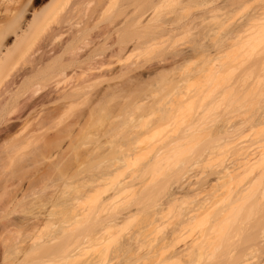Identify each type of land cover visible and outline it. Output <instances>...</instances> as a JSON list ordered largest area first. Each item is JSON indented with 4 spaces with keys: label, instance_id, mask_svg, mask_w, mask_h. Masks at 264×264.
Masks as SVG:
<instances>
[{
    "label": "rangeland",
    "instance_id": "obj_1",
    "mask_svg": "<svg viewBox=\"0 0 264 264\" xmlns=\"http://www.w3.org/2000/svg\"><path fill=\"white\" fill-rule=\"evenodd\" d=\"M74 1L68 0L36 35L19 57L20 68H27V61L42 49L46 37L61 27L60 19L72 8ZM207 1L180 0L184 8L173 9L166 15L155 11L161 22L177 19L173 26H161L160 21L143 26L136 23L131 14L124 19L127 13L136 11L129 0H105L98 19L94 13L97 9L95 0H90L85 11L88 18L75 11L68 26L69 34L58 40L59 46L64 44L63 40L67 41L68 35H76L81 28H87L83 43L75 42L74 50L79 46L85 53L84 48L89 50L87 56L92 58L88 63L92 68L97 65L95 56L103 58H98V64L104 62L102 75H105L98 84V81L94 82L91 96L95 98L103 90L104 97L95 102L94 112L77 124L71 145L65 140L55 150L52 160L27 169L22 181L27 196L22 202L14 203L10 199L12 195L9 199H0V264H102L104 261L123 264L122 251L128 249L132 253L138 232L155 229L168 233L174 229L177 220L173 214L186 201H191L192 188L213 168L236 158L235 146L247 147L248 168L236 166L239 170H234L232 180L218 182V186L229 182L233 200L238 199L231 206L232 211L230 209L220 221L225 223L238 218L244 225L240 234L251 233L259 240L260 213L264 206V142L259 130L264 63H258L253 72L250 67L261 57L262 26L256 28L258 32L254 38L248 31L227 41L228 30L244 21L232 22L235 12L231 8L232 0H227L229 5L228 10H224L223 25L217 26L212 17L204 23L201 20L200 24L197 20L193 22L204 9L226 2ZM48 2L39 0L44 7ZM122 7H128L124 14ZM196 24L200 29L213 27L217 34L206 38L199 36L201 55L193 56L187 64L180 62V65L175 62L180 58L174 53L187 33L195 35L199 31ZM163 29V38L155 40L156 34ZM222 40L225 42L216 46ZM97 45H101L102 53ZM208 49L215 50L214 61L207 62L203 57V51ZM76 51L79 53L78 49ZM72 52L77 53L69 51ZM93 52L101 54L93 56ZM78 72H73L72 77L77 76V81L75 77L71 78L72 84L78 82ZM12 80L11 77L0 79V94ZM89 106L91 102L77 105L70 115L54 123L49 133L76 121L80 112ZM16 114L11 113L6 120L0 121L1 148L7 142L4 131L11 126ZM227 127H234L236 132L229 136L225 131ZM2 132L5 133L3 136ZM193 146L194 154L189 156ZM8 148L12 150L10 143ZM32 150L33 147H28L24 154ZM15 154L12 153L8 164L16 170L20 167L21 157ZM178 159L186 161L187 167L176 169ZM99 177L101 179L97 180ZM120 183H124L126 189L99 211V203L112 197ZM242 191L244 197V193L239 196ZM71 198L80 199V213L83 214L61 213L60 204ZM53 205H56V216L49 220L42 218V224L29 228L28 223L35 216L50 210ZM43 207L47 208L43 210ZM207 222L209 218H197L182 224L187 229L184 240L177 241L178 246L192 244ZM212 248L205 258L214 252ZM131 253L127 255L128 260L133 258ZM171 253L172 250L167 251L166 256ZM173 260L182 262L187 257Z\"/></svg>",
    "mask_w": 264,
    "mask_h": 264
},
{
    "label": "bare ground",
    "instance_id": "obj_2",
    "mask_svg": "<svg viewBox=\"0 0 264 264\" xmlns=\"http://www.w3.org/2000/svg\"><path fill=\"white\" fill-rule=\"evenodd\" d=\"M67 1L68 0H49L48 4L45 6L47 7L48 5H52L49 17L44 20L38 21L35 29L31 34H25V32L22 31L21 33H18L19 35L12 36L10 38L11 42H8V40H6V37L0 38V79H3L5 77L13 78L12 82H9L10 84L8 85V87L4 89V91L0 94V121L5 116L11 113H17V116L14 118L11 126L9 125L10 127L5 129L4 132H6V134L4 132H2L1 134V136L5 134L7 140V142L5 141L4 145L9 146L10 143V145L12 146V150L10 151V148H8V146L5 147V149L3 147V144L1 148L0 145V199H3L4 197L8 198V196L12 195L10 199L13 200L14 203L22 202L27 196V192L25 191L26 189H23L22 183L24 174L27 173V169L29 167L37 168L39 167L38 165L45 163L47 160H52L55 155V150L59 148L65 140H69L71 145L72 140L77 133V124L87 119L91 115V113L94 112L95 108L93 106H96L94 105L95 102L102 101L104 97L103 90L98 92L95 98H92L91 96V88L93 87L94 82L96 83V81H98V84L105 75H102V72H104V62L102 63L101 61L98 64V62L101 59L103 60V58L100 59V57H98L100 59L99 60L97 56H95L98 51L96 53L93 52V56H95V60H97L96 62L94 60V62L99 66L97 68V65H95L92 68L90 67L91 64L88 63L89 58H92V56H87V52L89 50L87 51L84 48V50L86 51L85 53L82 51L83 48L79 49V47L81 46L76 48L79 50V53L76 51V49L74 50V46H76L75 42L80 45L79 42L84 41L82 40V37H86L85 33H87V28H81L80 31H77L78 33H76V35L75 33H73L74 36L71 33V36L73 37L68 35V39L67 37L65 38L67 39V41H62L64 42L63 45L61 44V46H59L60 44L58 43V40L62 39V37L66 33L69 34L68 26L74 17L73 14L75 13V11L78 13L80 12L83 17L85 16L86 18H88L89 15L87 16L85 11L90 0H75L72 8L66 11L65 14L61 17V27H59L58 30H53L46 37L42 49H38V52L34 53V55L27 61V68L19 67V57L21 56V54H23L28 49L29 45L32 43L36 35L47 26L49 21L53 19V17L60 10L63 9V5ZM95 1V3L97 4V9H95L96 11H94V13L96 12L95 16L97 17H95L94 15L93 16L95 17V19H98V17L101 18L100 16L103 11L105 0ZM129 1L136 7V11H130L124 16V19H126L131 14V16L134 17V21L138 24H143V26H149L155 22L160 21L158 20L159 18L157 19L156 17V10L149 5L148 0ZM207 2H209V0ZM227 2L228 1L226 0V6L220 5L212 7V9H204V12L202 14H199V16L197 15L198 18H194L195 21L193 22L196 23L198 21L200 24L199 20H201V23H204L207 19L212 17L214 20H216L217 26L223 25L226 16L224 10H228L229 5L226 4ZM19 3L20 0H0V25H2L3 21L12 19L15 16L18 10ZM125 9H128V7L123 8V14L125 13ZM149 10H152V12H149ZM256 16L257 22H244L239 24L235 28L228 30L226 34L227 41H233L241 33L248 31H250V35L254 38L257 35L260 25L259 12H257ZM89 20L90 19H88V21ZM88 21H86V23H88ZM161 23H163L160 24L161 26H168L176 24L177 19L172 18L163 20ZM197 26L196 28L198 29L200 26ZM164 31L165 29H163V32L161 33L159 31V34L155 33L157 35V37H155V40L163 38V35L165 34ZM216 34L217 32L215 28L209 26L202 27V29L199 28V31L195 33L196 36H202L203 38L209 36L212 37ZM222 42L225 41L222 40L220 42H217L216 46H219ZM82 43L83 42H81V44ZM96 48H98V50L100 49L99 52L102 53L103 50L101 51V45H97ZM70 49L74 52L76 51L77 53L75 52L76 54H73L72 52V55L71 53H69V51H71ZM81 51L84 54H81ZM205 51H208L209 54L203 55V57L207 59V62H211L213 60L212 58H215L213 55L215 50L211 51L210 49H208ZM66 54L67 56H72L66 57ZM100 54L98 53L97 55L100 56ZM176 56L177 58H180L178 59L179 62L175 61L177 59ZM176 56L174 57L175 59H173L180 65V62H183V65L194 59V57H192V59L185 58L184 55ZM258 63L263 64L264 59H261V57L257 58L250 67L251 72L255 71ZM92 69L98 70V73L97 71L94 72L95 70L92 71ZM75 70L79 71L78 82H76L77 84H72L70 81H72L74 77L77 81V76L72 77L73 72H76ZM253 74H255V72ZM75 75H77V73ZM90 102L91 106H89L85 110L83 109L84 111L80 112L79 117L76 121L64 124L60 129H57L53 133H49V130L52 129V125L56 122L62 121L64 118H66V116H68V114L70 115L73 108H75L77 105H84ZM103 118L104 117H102V119ZM18 123H21V125L19 126ZM225 131L229 136H232L236 132V129L234 127H227ZM28 147H33L32 152L29 154H24V150ZM245 147L241 146V148H238V146H235L236 158L230 160L226 165L220 166L221 168L218 166L217 169L219 170H217L216 167V170L213 168V171H209V175H206L203 179L197 182L195 188H192L194 189L192 190L194 192V196L192 197L191 201H186L178 209V211L173 214V216L177 220V224L171 232L161 233L160 231H157L155 229L138 232L135 237V247H133L132 245V247L134 248L132 249V253L128 249L122 251L121 257L123 258V262L128 261V253L133 254V256L131 257L134 258L135 256L136 259H146L153 261L161 258L159 255H157V253H166L167 251L172 250V259L185 256L187 257V260H195L200 258L201 249L203 248L205 256L207 254V251L211 250L212 248L209 243V239L212 236L211 231L207 227H205L204 230H202L203 232H201L197 236L192 244L188 246H178L177 241L181 242L184 240L185 231L187 229V227L182 224H189L195 221L197 218H211L213 219L214 224L215 222L221 223L220 220L222 219V217H224L230 209L232 211L231 206L236 204L238 199L233 200L234 193L232 187H228L229 182H224L223 185L219 186L218 182L224 179L232 180L234 178V170H237L238 167L239 169H241L240 167L242 165V169L248 168V162L246 160L247 147ZM12 153H16L15 155H20L21 157L20 167L16 170L9 168L8 164L9 160H11L12 158ZM196 163L199 165L200 161L198 160ZM56 164L54 163L53 165ZM184 166V168L187 167L186 164ZM211 175L214 176L215 179L217 178V180L209 179V177H212ZM99 179H101V177H99L97 180ZM119 185L120 186H118V188L115 190L116 192L112 197L103 200V202L99 203V205L97 204V209L99 211L103 210L109 201L111 202L112 200L116 199L119 194L126 189L124 183H120ZM226 189L228 190V192ZM242 194L244 197L245 192L242 191L239 196H241ZM85 197L88 198V195H86ZM80 204V199H66V201L64 200L60 204V207L62 209L61 213H64L63 211H65V214L68 215H81L83 213H80ZM46 208H44L43 210H45ZM54 208H56V205H53L50 210L48 209L45 212L42 211L38 216H35V219H33L31 223H28V225L30 226L29 228L34 229L42 224V218H44V220H49L50 217L56 216L58 213L54 210ZM43 216H45L46 218ZM236 220H238V218ZM207 224L208 222L206 223V225ZM236 246L238 247L239 244H237ZM39 248L40 247L35 248L33 251L36 252Z\"/></svg>",
    "mask_w": 264,
    "mask_h": 264
},
{
    "label": "snow or ice",
    "instance_id": "obj_3",
    "mask_svg": "<svg viewBox=\"0 0 264 264\" xmlns=\"http://www.w3.org/2000/svg\"><path fill=\"white\" fill-rule=\"evenodd\" d=\"M47 0H45V3ZM148 3L157 13L166 15L173 9L184 8L185 5L180 0H148ZM52 5L44 7L39 0H20L18 10L12 19L3 21L0 25V38L6 37L11 42V37L19 35L22 31L25 34H31L35 29L37 22L49 17ZM231 8L235 12L234 20L242 19L244 22H257V12H259V23L262 26V37H264V0H232ZM200 37L187 33L185 39L180 41V47L176 49L175 55H184L185 58L199 56L202 49L199 45ZM260 56L264 59V40L260 45ZM208 51H203V55H208ZM261 118L260 134L264 142V77L261 80ZM7 119V116L4 117ZM195 146L192 152L194 154ZM186 161L178 159L175 168L180 169ZM261 231L257 241L251 233L240 234L244 225L239 221H228L225 223L214 222L209 218L206 227L211 231L212 236L209 239L214 252L207 258L204 256V249H201L199 259L176 261L166 253H157L161 258L158 260L132 259L124 261L123 264H264V206L261 208ZM237 242L239 246L237 247ZM257 257L253 260L252 257ZM102 264H108L107 261Z\"/></svg>",
    "mask_w": 264,
    "mask_h": 264
}]
</instances>
